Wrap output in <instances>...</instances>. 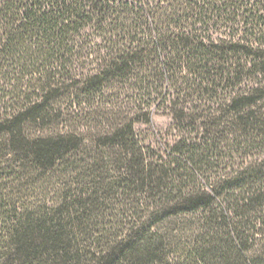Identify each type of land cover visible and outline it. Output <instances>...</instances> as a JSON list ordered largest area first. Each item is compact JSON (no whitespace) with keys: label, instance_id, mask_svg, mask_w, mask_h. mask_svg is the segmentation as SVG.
<instances>
[{"label":"trees","instance_id":"trees-1","mask_svg":"<svg viewBox=\"0 0 264 264\" xmlns=\"http://www.w3.org/2000/svg\"><path fill=\"white\" fill-rule=\"evenodd\" d=\"M0 261L264 264V0H0Z\"/></svg>","mask_w":264,"mask_h":264},{"label":"rangeland","instance_id":"rangeland-1","mask_svg":"<svg viewBox=\"0 0 264 264\" xmlns=\"http://www.w3.org/2000/svg\"><path fill=\"white\" fill-rule=\"evenodd\" d=\"M154 123V129L155 132H162L161 135H164L163 131H165V128L169 125V120L164 117H155L153 119ZM137 132L139 134V137L145 142L149 143L152 138V131H148V128L141 126L137 128ZM33 180H35L33 178ZM58 182H50L49 185L46 186V190L39 189L38 182H33L32 179L27 177H20L13 180L11 183L7 186V191L10 199V203L14 205L17 209L21 207H25L26 205L30 204H36L37 206H43L44 204H47L48 202L54 201L55 199V192L56 189H58ZM30 191V192H29ZM13 206H9L7 209H12ZM6 227V225H5ZM0 264H3L0 261Z\"/></svg>","mask_w":264,"mask_h":264}]
</instances>
